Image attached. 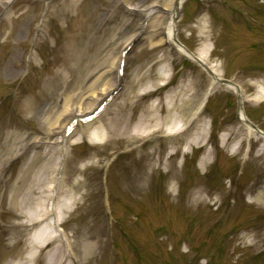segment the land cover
Here are the masks:
<instances>
[{"label":"rangeland","instance_id":"rangeland-1","mask_svg":"<svg viewBox=\"0 0 264 264\" xmlns=\"http://www.w3.org/2000/svg\"><path fill=\"white\" fill-rule=\"evenodd\" d=\"M171 1L0 0V264L30 250L28 219L42 204L51 209L55 168L57 208L70 203L74 186L79 198L61 215L74 243L64 264H264V138L247 139L239 97L220 82L241 87L247 117L264 132V98L253 101L264 80V0H187L179 11L178 41L191 52L208 48L209 64L225 75L192 136L89 141L112 119L134 125L172 92L180 104L210 87L202 66L160 43L166 13L142 28L143 10ZM127 46L116 95L94 120L79 119L63 150L64 107L71 112L90 90L109 88ZM34 178L47 191L19 210ZM56 245L35 264H46Z\"/></svg>","mask_w":264,"mask_h":264},{"label":"bare ground","instance_id":"bare-ground-1","mask_svg":"<svg viewBox=\"0 0 264 264\" xmlns=\"http://www.w3.org/2000/svg\"><path fill=\"white\" fill-rule=\"evenodd\" d=\"M9 2L12 0H8ZM187 0H172L168 7L159 8L156 5L150 6L143 10V24L142 28L154 21L156 16L160 13H166L168 15V19L165 23V27L161 31V39L159 40L160 43H165L169 47L173 48L177 54L184 58L191 61L194 59L200 61L205 67L209 69L211 72V84L210 87L205 91L202 95L193 94L190 100L181 98L180 104L177 103V95L178 93H170L166 97V101L163 103L160 101L159 104L152 103L147 107V110L141 115L138 121L134 124H130V120L123 116V118H116L112 119L108 124L109 126L104 128L103 132L96 130L95 135H91L89 137L90 142H103L108 141L111 138H139L142 140H147L149 137L156 135L157 133H163L167 136H192L194 131L198 128L197 122L203 112L205 104L212 93V90L215 84L221 80L225 75L220 73L218 70V65H210L209 59L211 58V53L208 48L203 50H199L197 52H192L190 54L185 48L180 47L174 43V32L177 31V21H178V13L184 6ZM176 34V33H175ZM177 38V34H176ZM129 45V43H128ZM128 47V46H127ZM123 56L119 57L117 60V78L113 84H110L109 88L102 89L100 91L93 89L90 90L86 95L82 96L80 102L76 105L75 109L71 112H68L66 109L67 106L64 107L62 114L59 116L64 117L66 116V122L63 124V127L60 131L61 140L57 142L61 145L62 149H66L67 145L71 144L70 138L72 137L77 125L79 124V119H84L90 116L93 112H95L98 107L102 104V102L110 95L111 90L114 86L120 82L119 77V70L122 67ZM113 69V68H112ZM111 71V69H110ZM163 84L167 82L165 78L162 80ZM107 85V84H106ZM226 88L236 94L239 97L240 102V111H239V120L242 122V125L247 132L246 136L248 140L253 138V135H257V137L264 138V132L257 131L252 127V123L250 122L249 118L247 117L245 110H244V99L242 94L241 87L235 82H229L225 85ZM260 86L263 88L261 91H258L257 96L253 99V101H258L264 98V80L261 81ZM258 85V87H260ZM189 86L183 87L181 89V93H188ZM84 101H89L88 106L84 104ZM165 108L166 115H162V110ZM56 119L50 126L52 128L58 122ZM75 121V122H74ZM74 123V127L71 128L69 131L68 127ZM71 127V126H70ZM69 127V128H70ZM51 131V129H50ZM49 131V132H50ZM233 136V132H230L229 135L225 138V142L231 139L230 137ZM205 138V137H204ZM259 141V140H258ZM192 145V143H189ZM255 146L257 143L254 144ZM27 148V146H26ZM37 154H34V157ZM264 155V150H263ZM210 155L208 153L205 154L204 158L202 159V166L206 165L210 161ZM29 158V157H28ZM28 158L26 160H28ZM54 172L56 175L52 178L50 183L53 185L49 189L51 201L53 204L51 205V209H47V204H42L40 211L36 212L32 217L28 219V225L34 228V233L29 239L27 240V246L30 249L26 256L17 260L14 264H35L39 260V252L43 253L45 249H48L53 243L57 245L51 247L48 251L45 252L43 255L46 260V264H64L65 258H72L73 256V246L74 243L70 241L69 235L65 232L63 225L64 219L61 215L64 213H68L70 209L77 204L79 198L76 197V188L75 186L72 189L69 200L70 203H63L59 208L54 204V200L58 197L60 192V187L62 185L61 177L59 176L60 168H55ZM27 183V180H26ZM39 178H34L33 182H30L28 186L26 185L25 197L23 200L17 199V208L21 210V208L25 204L26 198V208L29 206L30 201L34 199V193L39 191L41 195L47 191V189L40 188ZM45 189V190H44ZM46 197V196H45ZM15 196H13V202L16 201ZM207 198V197H206ZM204 196H196L194 198L195 203H203L206 199ZM259 198V199H258ZM260 196H256V200H260ZM209 201V200H208ZM40 206V205H39ZM60 211V212H59ZM61 216V217H60ZM52 221V223H51ZM94 245L88 243L85 248V256L91 257L94 253Z\"/></svg>","mask_w":264,"mask_h":264},{"label":"water","instance_id":"water-1","mask_svg":"<svg viewBox=\"0 0 264 264\" xmlns=\"http://www.w3.org/2000/svg\"><path fill=\"white\" fill-rule=\"evenodd\" d=\"M176 32H174V43L176 44V45H178V46H180V47H183V48H185L186 49V47H184L179 41H178V39L176 38V34H175ZM190 54H192V52L191 51H189L188 49H186ZM195 61H196V63H198L199 65H201L202 67H204L206 70H207V72L209 73V74H211V72L209 71V69L207 68V67H205L200 61H198V60H196V59H194ZM220 81V80H219ZM222 84H228V81H224V82H222V81H220ZM252 127L254 128V129H256L257 131H259L258 129H257V127L256 126H254L253 124H252Z\"/></svg>","mask_w":264,"mask_h":264}]
</instances>
